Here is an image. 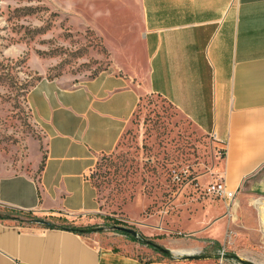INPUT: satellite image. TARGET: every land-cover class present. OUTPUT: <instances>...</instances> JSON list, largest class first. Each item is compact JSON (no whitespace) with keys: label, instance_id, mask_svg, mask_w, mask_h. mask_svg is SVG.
I'll return each instance as SVG.
<instances>
[{"label":"crops","instance_id":"0c3cea01","mask_svg":"<svg viewBox=\"0 0 264 264\" xmlns=\"http://www.w3.org/2000/svg\"><path fill=\"white\" fill-rule=\"evenodd\" d=\"M115 1L136 10L134 46L125 61L77 83L43 76L32 85L27 102L47 134L46 157L37 178L0 174V215L95 223L96 159L117 147L142 97L153 92L223 149L211 177L224 176L236 191L230 211L242 232L234 241L264 248V0ZM205 200L184 229L219 242L217 251L232 222L222 204ZM106 236L103 243V235L0 216V264H173L126 234ZM173 246L185 244L168 246L170 256Z\"/></svg>","mask_w":264,"mask_h":264},{"label":"rangeland","instance_id":"374dc122","mask_svg":"<svg viewBox=\"0 0 264 264\" xmlns=\"http://www.w3.org/2000/svg\"><path fill=\"white\" fill-rule=\"evenodd\" d=\"M136 28V10L124 9L115 0H0L1 175L37 178L43 167L47 134L27 102L32 85L43 76L77 83L110 69L115 61H125V51L137 40ZM223 157L213 138L166 98L147 92L117 147L100 154L93 166L101 211L90 219L97 221L68 220L76 226L95 225L97 230L85 234L103 235V243L106 234L117 232L115 225L134 228L166 248L180 241L185 246H173L174 255L165 256L173 264H220L216 256L188 259L175 251L216 255L215 240L184 229L190 213L205 206L206 198L214 206L222 204L232 222L223 244L228 255L264 264L262 246L234 241L242 227L224 200L197 189L196 183L205 186L212 180ZM174 171L181 172L182 180H173ZM258 240L262 245L264 237Z\"/></svg>","mask_w":264,"mask_h":264},{"label":"built area","instance_id":"2783aa9c","mask_svg":"<svg viewBox=\"0 0 264 264\" xmlns=\"http://www.w3.org/2000/svg\"><path fill=\"white\" fill-rule=\"evenodd\" d=\"M182 177L183 176L181 172L174 171L173 180L180 181L182 180ZM196 186H197V189H200L201 192H203L204 194L223 199L226 202V205L228 206V208L231 210L232 204L236 196V191L228 187L224 176H219L215 178L214 180H212L205 186H202L199 183H196ZM216 254H217V258L220 264H225V262H227L226 261L227 259H229L232 262V264H244V262L240 259H236L233 257L228 258L225 247H220L217 250Z\"/></svg>","mask_w":264,"mask_h":264},{"label":"trees","instance_id":"16d2710c","mask_svg":"<svg viewBox=\"0 0 264 264\" xmlns=\"http://www.w3.org/2000/svg\"><path fill=\"white\" fill-rule=\"evenodd\" d=\"M1 217H7V218H15V219H18V220H36V218L34 216H31L29 218H21L20 216H16V215H12V214H5V215H0ZM62 220V223H55V222H51L49 221L47 223V225H50V226H59V227H62V228H67V229H71V230H74L76 232H79V233H87V232H93L95 230H97L98 228L95 226V225H86V226H76V225H73L69 222L68 218L64 217V218H61ZM117 232L119 233H122V234H126L128 235L129 237H131L133 240H137L139 241L140 243L142 244H146L150 247H153L155 248L157 251H160L162 252L164 255H171V251L167 248H165L164 246L150 240L148 237L144 236V235H137V236H134L130 233H127V232H123V231H119L117 230ZM214 245L215 247H219L221 246V244L217 241L214 242ZM231 256L233 257H238L236 254H231ZM245 261V260H243ZM245 262H248V263H251L250 261H245ZM252 264V263H251Z\"/></svg>","mask_w":264,"mask_h":264},{"label":"water","instance_id":"95a60500","mask_svg":"<svg viewBox=\"0 0 264 264\" xmlns=\"http://www.w3.org/2000/svg\"><path fill=\"white\" fill-rule=\"evenodd\" d=\"M37 222L39 223H44V224H47L49 221L46 220V219H43V218H38L36 219ZM114 228L116 230H119V231H123V232H127V233H130L134 236H137L139 234V232L134 229V228H131V227H127V226H124V225H115ZM215 255L211 254V253H196L195 251L192 252V253H187L184 258H188V259H199V258H207V257H214Z\"/></svg>","mask_w":264,"mask_h":264},{"label":"bare ground","instance_id":"6f19581e","mask_svg":"<svg viewBox=\"0 0 264 264\" xmlns=\"http://www.w3.org/2000/svg\"><path fill=\"white\" fill-rule=\"evenodd\" d=\"M263 206H264V203H263ZM176 251V253H182V252H184V251H188V252H193V251H191V250H185V249H176L175 250ZM216 253H217V251H216ZM230 255V254H229ZM228 255V253H227V257L228 258H232L233 256H229ZM216 256V258H217V254L215 255ZM218 259V258H217ZM226 261H230L229 259H227ZM231 262V261H230ZM232 263V262H231Z\"/></svg>","mask_w":264,"mask_h":264}]
</instances>
